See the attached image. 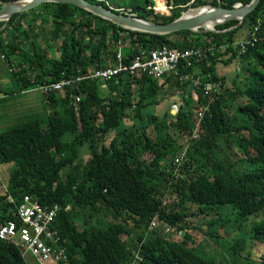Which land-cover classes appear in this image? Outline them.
<instances>
[{
  "label": "trees",
  "instance_id": "trees-1",
  "mask_svg": "<svg viewBox=\"0 0 264 264\" xmlns=\"http://www.w3.org/2000/svg\"><path fill=\"white\" fill-rule=\"evenodd\" d=\"M131 1L138 19L163 25L197 7L253 0H169L171 17L156 14L154 0ZM237 25L153 36L63 3L0 22V57L17 88L4 96L37 90L44 107L0 132V224L17 221L27 195L62 209L54 229L68 264H264V0ZM163 47L200 57L161 80L121 73L60 93L39 89L115 67L119 53L129 66ZM223 67L237 80L220 75ZM159 106V115L146 112ZM202 238L220 253H207ZM0 264L27 263L0 241Z\"/></svg>",
  "mask_w": 264,
  "mask_h": 264
},
{
  "label": "built area",
  "instance_id": "built-area-1",
  "mask_svg": "<svg viewBox=\"0 0 264 264\" xmlns=\"http://www.w3.org/2000/svg\"><path fill=\"white\" fill-rule=\"evenodd\" d=\"M97 3H105L108 9L113 12L124 13V9L110 6L106 0H95ZM0 1V6H1ZM129 11V10H126ZM127 15H131L130 10ZM257 29H255V33ZM256 39L242 43L240 47L243 52L248 46L253 47ZM200 55L193 51L179 52L168 47H163L149 54L141 53L136 56L129 66L122 63L121 53L117 56L118 65L109 69H97L93 73L81 75L75 78L64 79L61 82L42 85L39 89L45 94L53 92L60 93L64 89H70L87 81L111 82L121 73L131 76H146L152 79L161 80L166 74L175 72L177 66L182 61H188L192 57ZM207 87L205 91H209ZM77 103L79 99L76 100ZM176 107L174 106L173 109ZM62 209L59 206L46 207L37 201L24 196L21 204L17 207V221H6L0 224V241L13 244L22 257H30L35 264H68L66 247H64L61 237L54 229L57 215ZM68 208L64 209L67 212ZM155 224H150L149 231L155 228ZM171 230L166 229V233ZM133 254V253H132Z\"/></svg>",
  "mask_w": 264,
  "mask_h": 264
},
{
  "label": "water",
  "instance_id": "water-1",
  "mask_svg": "<svg viewBox=\"0 0 264 264\" xmlns=\"http://www.w3.org/2000/svg\"><path fill=\"white\" fill-rule=\"evenodd\" d=\"M261 2L262 0H253L247 6L237 4L231 10L223 9L220 5L216 7L210 5L197 7L188 10L179 19L171 23L159 25L140 20L131 15L117 14L108 8L98 6L88 0H17L1 3L0 22L8 21L12 15L25 12L43 3H63L86 10L93 14V16L129 32L153 36H170L184 31L217 34L219 32L216 28L227 23L237 22L238 25L235 28L241 27L247 17L256 11ZM176 113V111H172L173 116Z\"/></svg>",
  "mask_w": 264,
  "mask_h": 264
},
{
  "label": "rangeland",
  "instance_id": "rangeland-1",
  "mask_svg": "<svg viewBox=\"0 0 264 264\" xmlns=\"http://www.w3.org/2000/svg\"><path fill=\"white\" fill-rule=\"evenodd\" d=\"M107 1L109 4L114 5L115 8H119V9L122 8L124 10H127L132 5L131 0H107ZM154 2H155L154 12L156 14L163 15L165 17L172 16V11L170 9V6H169L170 4H168V2H166V6L164 9L158 8L157 6L158 1L156 2L154 0ZM223 60H226V59L224 58ZM238 68L241 69L242 66ZM11 70L13 69H10V67L8 66L6 62V58L3 56L0 57V132L7 129L11 125H14L16 123H21L22 121L30 117L32 114H37V113L43 114L44 113V107L41 105V95L37 90H30V91L23 92V93H15L12 96H4L5 93H9L14 90L15 91L17 90L16 85L13 82ZM232 70H227L226 68L223 67V68H220L219 74L226 76L227 78H229L230 82L231 81L233 82L237 80V78L235 76L234 70L233 71ZM242 73H243V70L241 72V75ZM189 89L190 91L189 90L188 91L191 92V90H193V87L192 88L190 87ZM165 92L168 94L167 88L165 89L161 98H163L164 96L165 97L167 96ZM182 92H183L182 90L178 91L177 89L172 88L170 95L174 94L177 97L178 94H181ZM194 97L196 96L194 95ZM161 109H162V106L151 107V108H148L146 112L148 114L159 115L163 111V109L162 110ZM172 111L177 112V107L175 109H172ZM82 153H83V156H82V160H83L86 156V148L82 150ZM178 153H181L180 155H182V150H178ZM8 167L10 169L13 168L12 165ZM82 170L83 168H81V171ZM192 223H193L191 224L192 226L196 228H200V226L203 224V221L199 219V220L192 221ZM201 244L207 249L206 250L207 253H212V252L220 253L219 246H217V244H215L214 242L205 241V239L202 238ZM256 251L258 253L259 250H256ZM205 259L212 260L210 255L207 256ZM24 260L26 261L27 264H34L33 263L34 261L30 257L24 256ZM213 260H216V258ZM256 260H258V262ZM256 260H255L256 264H260L259 259H256ZM253 262L254 260L251 257V263Z\"/></svg>",
  "mask_w": 264,
  "mask_h": 264
},
{
  "label": "bare ground",
  "instance_id": "bare-ground-1",
  "mask_svg": "<svg viewBox=\"0 0 264 264\" xmlns=\"http://www.w3.org/2000/svg\"><path fill=\"white\" fill-rule=\"evenodd\" d=\"M166 2H167V0H161L160 2H159V5L158 6H160V8L161 9H164L165 8V6H166ZM110 6H112V7H115L114 5H110ZM219 6V5H218ZM117 14H120V15H123V14H127V13H129V11H126L125 10V12L124 13H120V12H116ZM133 17H135V18H137V16L136 15H133ZM1 22H3V21H1ZM218 22V21H217ZM228 24V23H227ZM224 33V32H223ZM241 48V47H240ZM110 67H105V68H99L100 70H105V69H109ZM118 77V76H117ZM116 77V78H117ZM115 78V79H116ZM115 79H113V80H115ZM27 196V195H26Z\"/></svg>",
  "mask_w": 264,
  "mask_h": 264
},
{
  "label": "crops",
  "instance_id": "crops-1",
  "mask_svg": "<svg viewBox=\"0 0 264 264\" xmlns=\"http://www.w3.org/2000/svg\"><path fill=\"white\" fill-rule=\"evenodd\" d=\"M161 0H158V4H157V6L159 5V2H160ZM167 2H168V0H167ZM170 2H168V4H169ZM158 8H160L159 6H158ZM34 263V262H33Z\"/></svg>",
  "mask_w": 264,
  "mask_h": 264
}]
</instances>
